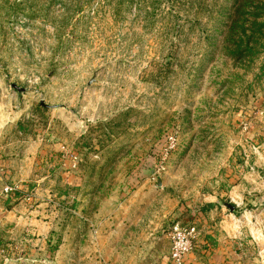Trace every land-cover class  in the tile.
<instances>
[{
    "label": "rangeland",
    "instance_id": "1",
    "mask_svg": "<svg viewBox=\"0 0 264 264\" xmlns=\"http://www.w3.org/2000/svg\"><path fill=\"white\" fill-rule=\"evenodd\" d=\"M253 3L0 0V264H264Z\"/></svg>",
    "mask_w": 264,
    "mask_h": 264
},
{
    "label": "built area",
    "instance_id": "2",
    "mask_svg": "<svg viewBox=\"0 0 264 264\" xmlns=\"http://www.w3.org/2000/svg\"><path fill=\"white\" fill-rule=\"evenodd\" d=\"M11 191L12 189H5L6 193ZM166 236L170 242L168 264H187V260L193 252L199 237L197 225L185 226L176 223L167 231Z\"/></svg>",
    "mask_w": 264,
    "mask_h": 264
},
{
    "label": "trees",
    "instance_id": "3",
    "mask_svg": "<svg viewBox=\"0 0 264 264\" xmlns=\"http://www.w3.org/2000/svg\"><path fill=\"white\" fill-rule=\"evenodd\" d=\"M258 1V0H256ZM254 0H235L234 8H233V13H244L245 10L247 11H252L256 7H258L255 3H253ZM255 4V5H253ZM254 6V7H252ZM251 7L252 9H248ZM258 9V8H257ZM257 11V10H256Z\"/></svg>",
    "mask_w": 264,
    "mask_h": 264
},
{
    "label": "crops",
    "instance_id": "4",
    "mask_svg": "<svg viewBox=\"0 0 264 264\" xmlns=\"http://www.w3.org/2000/svg\"><path fill=\"white\" fill-rule=\"evenodd\" d=\"M195 254L191 253L190 256H189V260H188V264H202L200 261H198L197 259L199 258H195Z\"/></svg>",
    "mask_w": 264,
    "mask_h": 264
}]
</instances>
